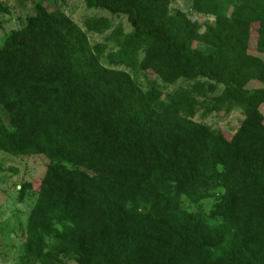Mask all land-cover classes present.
<instances>
[{"label": "trees", "instance_id": "1", "mask_svg": "<svg viewBox=\"0 0 264 264\" xmlns=\"http://www.w3.org/2000/svg\"><path fill=\"white\" fill-rule=\"evenodd\" d=\"M82 1L110 15L85 21L117 41L110 64L139 53L142 74L193 84L163 103L158 89L104 67L106 44L91 47L55 1L38 0L0 43V151L50 161L29 217L35 234L77 264H264V0H195L215 17L202 34L169 0ZM122 17L128 34L115 27ZM207 93L205 111L242 110L234 134L181 117ZM205 176L221 192L216 226L178 208L202 198Z\"/></svg>", "mask_w": 264, "mask_h": 264}, {"label": "rangeland", "instance_id": "2", "mask_svg": "<svg viewBox=\"0 0 264 264\" xmlns=\"http://www.w3.org/2000/svg\"><path fill=\"white\" fill-rule=\"evenodd\" d=\"M38 0H0V4L7 8L6 13H0V43L9 33L22 28L26 19L34 14V5ZM40 1V0H39ZM52 6L54 1L58 8L68 16L78 27L85 31L90 46L104 44V51L99 58L100 63L107 68L128 73L130 77L143 89L155 88L161 93L163 103L169 97L189 89L193 82L188 79L177 81L171 86H164L158 80L146 76L139 71L137 63L141 54H133L126 64L113 65L108 61L110 53L117 54L120 50L117 41H104V37L85 28V21L91 17L110 18L108 12L101 9L88 8L82 0H41ZM195 0H169V11H179L187 19L198 26L202 34L206 28L215 23L213 15L197 12ZM226 15L234 9V5L227 4ZM121 26L125 34L130 33V27L124 17L115 25ZM116 31V30H115ZM256 55V53H254ZM264 63V54L258 55ZM201 82L206 79H199ZM218 91H216V94ZM215 94L194 96L198 105L189 113L182 112L181 117L205 125L212 131H222L226 135L236 132L243 119L242 110L238 107L226 111L224 108L205 111ZM259 112L264 117V103ZM49 159L43 154L13 156L0 151V264H77L75 259L61 256L54 252L53 240L44 234L36 235L29 223V217L38 198L37 188L44 178ZM208 183L207 190L201 199L193 202L183 198L179 202L181 211L201 215L210 226L221 223L215 211L220 203L221 192L215 186L212 177L205 176ZM173 183L169 181L167 186ZM27 187L23 194L22 187ZM54 223V222H53ZM33 231V232H32Z\"/></svg>", "mask_w": 264, "mask_h": 264}]
</instances>
